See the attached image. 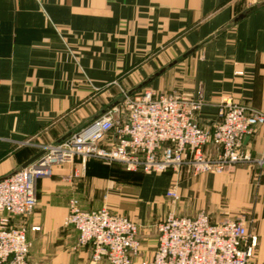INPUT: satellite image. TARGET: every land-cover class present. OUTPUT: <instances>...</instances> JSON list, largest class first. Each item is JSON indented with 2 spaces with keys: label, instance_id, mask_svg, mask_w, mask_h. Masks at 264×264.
<instances>
[{
  "label": "crops",
  "instance_id": "crops-1",
  "mask_svg": "<svg viewBox=\"0 0 264 264\" xmlns=\"http://www.w3.org/2000/svg\"><path fill=\"white\" fill-rule=\"evenodd\" d=\"M250 6L248 0H0V178L89 123L119 96L114 85L128 91L196 46L146 88L156 90L166 72L192 57V97L206 102L200 125L213 120L222 97L264 112V7L221 31ZM243 149L264 156L263 128L244 139ZM137 173L92 160L54 166L37 181L33 213L14 221L27 229L30 263L91 264V248L76 247L77 233L64 226L69 201L77 199L84 211L119 213L108 207L117 203L139 221L140 252L132 264L151 259L155 224L168 213L191 218L200 212L212 222L243 215L256 238L249 264H264L263 169L165 174L155 196ZM172 185L181 197L178 213L173 204L154 226L142 223L162 214L161 199L171 203L165 193Z\"/></svg>",
  "mask_w": 264,
  "mask_h": 264
},
{
  "label": "built area",
  "instance_id": "built-area-1",
  "mask_svg": "<svg viewBox=\"0 0 264 264\" xmlns=\"http://www.w3.org/2000/svg\"><path fill=\"white\" fill-rule=\"evenodd\" d=\"M250 5L264 0H248ZM91 120L27 167L0 181V264H31L27 229L16 219L29 217L37 206V181L50 177L54 166L79 161L119 165L127 173L166 171L192 175L224 173L238 166L264 170V156L251 157L243 141L263 128L264 112L221 98L209 125L198 117L206 102L144 88ZM24 144H29L25 142ZM165 197L175 204L179 195L169 188ZM64 226L77 233L76 247L91 248V264H132L140 249L137 225L102 208L81 209L68 204ZM157 245L150 260L140 264H249L256 238L243 216L212 222L205 212L195 217L168 213L155 225Z\"/></svg>",
  "mask_w": 264,
  "mask_h": 264
},
{
  "label": "rangeland",
  "instance_id": "rangeland-1",
  "mask_svg": "<svg viewBox=\"0 0 264 264\" xmlns=\"http://www.w3.org/2000/svg\"><path fill=\"white\" fill-rule=\"evenodd\" d=\"M177 56H178V53L170 55L169 56V60H167V61L169 62V61H171L172 59H174ZM167 61L159 62V66L162 67L163 65H165L167 63ZM191 63H192V57L187 59L182 64H180V65L172 68L168 72H166L165 75H163V77H161L158 80L157 84H156L158 86V87H156L157 91L153 90L151 88H148V89H151L152 91H156V92H164V93H167V94L184 95V96L192 98L193 95H192L191 87H189V80H190V75H191ZM128 87H129L128 85H116V86L114 85L113 89L117 92V94L119 96H121L122 93L127 91ZM106 91L107 90H105V92ZM222 98H224V97H222ZM107 100H109L108 97H106V101ZM25 145L27 146V145H31V144H25ZM103 165H105V164H103ZM105 166H110V165H105ZM183 172L187 173V176H189V177L196 176V175H192L191 172H189V171L182 170V171H179V172L166 171L164 173L138 172L136 175H134V177H136V178L137 177L138 178L142 177V179L144 180V185L146 186V184L148 183V186L150 188V192L152 193L151 195L155 196L156 193L162 187V183L163 182H162V179L160 178L161 175L171 174V175H173L174 178H176L177 175H179V177H180V175ZM209 173L216 174V173H213V172H209ZM209 173H205V174H209ZM199 175H202V174H199ZM175 182H176V180H175ZM175 182L173 184H175ZM138 183H139L138 179H137L136 182L134 180V184H138ZM170 188H175L176 189L175 185L170 186ZM92 201L93 200H90V199L87 200L88 203H91ZM180 201H181V197L179 198V203L177 202V203H175L176 205L174 204L176 213H178L179 205H182V203ZM160 204L162 205V209H163V212H162L161 215H159V214L152 215L151 218H147V219H144L142 217V220H144V221L140 220V222L142 221V223H144V224H149L150 226H152V225L154 226L155 222H158L161 218H163L165 216V214H167V212L169 211V208H171L173 206V204L169 203V201H165V200H162V199H161V203ZM108 207L111 208L112 210H116V211L119 212V213L113 212L110 209L105 208V209H107L109 212H111L113 214H116V213L120 214L121 213L123 215H121V214L120 215L123 216V217H125V215L126 216L129 215V214H127L126 210L123 209V207H118L117 203H115L114 206L113 205H109ZM147 207L149 208V206H147ZM148 210L149 209H147V213H148ZM126 218H128L129 220L134 222L137 225V227L139 228V221L138 220H135V218L133 219L130 216H128ZM139 252H140V249L138 251V254H139Z\"/></svg>",
  "mask_w": 264,
  "mask_h": 264
},
{
  "label": "water",
  "instance_id": "water-1",
  "mask_svg": "<svg viewBox=\"0 0 264 264\" xmlns=\"http://www.w3.org/2000/svg\"><path fill=\"white\" fill-rule=\"evenodd\" d=\"M264 7V2L261 3H257L254 4L252 6H250L245 12H243L242 14H240L239 16L235 17L230 23H228L224 28L221 29V31L226 30L231 28L232 26H234L238 21H240L241 19H243L244 17H246L248 14H250L253 11H256L260 8ZM215 37V35H212L213 38ZM199 48V46L194 47L193 49L189 50L188 52H186L184 55H182V57L180 59L174 60L173 62H171L167 67L161 69L160 71H158L157 73H155L154 75H152L151 77H149L147 80H145L144 82H142L140 85L128 90L125 92L126 96H130L138 91H140L141 89L146 88L156 77H158L161 73H163L165 70H167L168 68H171L172 66H174L179 60L189 56L190 54H192L195 50H197ZM123 99V95L118 96L116 99H114L109 105L105 106L104 109H102L98 114H96L92 120L97 119L100 115L105 114L107 111L111 110L113 107L117 106L118 104L121 103ZM77 131V130H76ZM73 132H69L66 135H64L61 139H59L58 141H56L55 143H52L50 146L54 147L57 146L59 144H61L65 139H67L68 137H70ZM44 154V151H39L32 159H30L29 161H27L26 163H24L23 165H21L18 169L14 170L12 173H10L9 175L0 178V181L12 176L13 174L19 172L20 170H22L23 168L27 167L29 164H31L34 160H36L37 158H39L41 155Z\"/></svg>",
  "mask_w": 264,
  "mask_h": 264
}]
</instances>
